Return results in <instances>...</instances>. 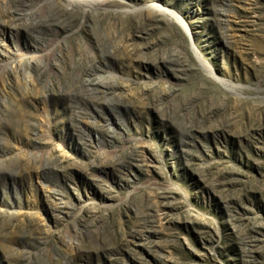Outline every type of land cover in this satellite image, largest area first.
<instances>
[{
  "label": "rangeland",
  "instance_id": "374dc122",
  "mask_svg": "<svg viewBox=\"0 0 264 264\" xmlns=\"http://www.w3.org/2000/svg\"><path fill=\"white\" fill-rule=\"evenodd\" d=\"M0 264H264V0H0Z\"/></svg>",
  "mask_w": 264,
  "mask_h": 264
}]
</instances>
